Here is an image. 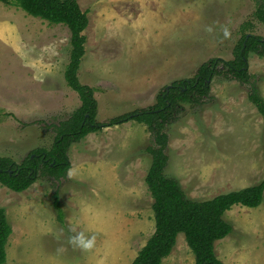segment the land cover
I'll return each instance as SVG.
<instances>
[{
  "label": "rangeland",
  "instance_id": "374dc122",
  "mask_svg": "<svg viewBox=\"0 0 264 264\" xmlns=\"http://www.w3.org/2000/svg\"><path fill=\"white\" fill-rule=\"evenodd\" d=\"M135 1L78 0L89 16L78 76L95 88L100 122L153 105L163 88L213 57L232 59L245 21L264 37L255 0ZM70 38L66 24L0 1V156L21 162L49 147L54 125L80 106L65 78ZM249 71L264 97V57L251 53ZM210 84V99L186 104L168 127L166 173L195 200L264 180V115L248 85L221 77ZM151 143L144 124L126 122L74 143L61 180L42 176L23 192L0 184L12 226L4 264H131L155 231ZM225 219L233 231L215 243L223 264H264V198L257 207L234 205ZM162 264H195L184 233Z\"/></svg>",
  "mask_w": 264,
  "mask_h": 264
},
{
  "label": "trees",
  "instance_id": "16d2710c",
  "mask_svg": "<svg viewBox=\"0 0 264 264\" xmlns=\"http://www.w3.org/2000/svg\"><path fill=\"white\" fill-rule=\"evenodd\" d=\"M0 1L20 7L28 14L50 23H63L69 27L71 51L65 78L81 100L80 106L68 118L54 125L55 136L49 147L34 148L21 162L8 156H0V184L13 191L23 192L42 176L61 180L71 168L68 152L74 143L90 133L136 121L144 124L152 137V143L146 148L152 158L146 183L153 198L155 231L131 264H162L176 245L179 233H184L195 256V264H223L217 256L215 243L233 231L225 214L237 204L259 206L264 198V180L207 200L190 198L179 180L166 173L169 159L168 127L179 119L186 104L200 106L210 99V82L215 77L248 85L249 100L264 115V97L256 78L249 71L251 53L264 57V37L248 30L254 23L251 20L242 23L241 36L233 49L232 59L213 57L203 62L194 76L175 80L163 88L153 105L100 122L97 120L98 100L95 88L82 83L78 76L80 63L86 52L87 37L84 31L89 25L88 11L81 8L78 0ZM255 4L253 16L264 24V0H255ZM54 206L59 219L63 220L57 189L54 191ZM11 234L12 226L6 210L0 207V264L7 260L6 247Z\"/></svg>",
  "mask_w": 264,
  "mask_h": 264
},
{
  "label": "crops",
  "instance_id": "0c3cea01",
  "mask_svg": "<svg viewBox=\"0 0 264 264\" xmlns=\"http://www.w3.org/2000/svg\"><path fill=\"white\" fill-rule=\"evenodd\" d=\"M142 1H143V0H136L135 2H139L138 4H141ZM88 27H89V25H88ZM88 27H87V28H88ZM108 28H109V27H108ZM86 30H87V29H86ZM116 34H118L119 37H122V36L119 34V32H117ZM84 57H85V56H83V58H84ZM82 60H83V59H82ZM93 64L96 66V64L94 63V60H93ZM90 67H92V66H90ZM90 69H91V68H90Z\"/></svg>",
  "mask_w": 264,
  "mask_h": 264
},
{
  "label": "water",
  "instance_id": "95a60500",
  "mask_svg": "<svg viewBox=\"0 0 264 264\" xmlns=\"http://www.w3.org/2000/svg\"><path fill=\"white\" fill-rule=\"evenodd\" d=\"M168 87V86H167Z\"/></svg>",
  "mask_w": 264,
  "mask_h": 264
}]
</instances>
